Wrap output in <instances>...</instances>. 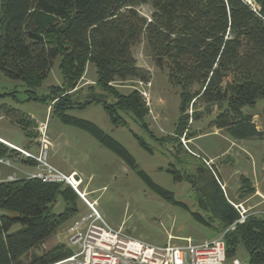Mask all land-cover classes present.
<instances>
[{
  "label": "trees",
  "instance_id": "1",
  "mask_svg": "<svg viewBox=\"0 0 264 264\" xmlns=\"http://www.w3.org/2000/svg\"><path fill=\"white\" fill-rule=\"evenodd\" d=\"M251 1L256 6L248 0H1L0 73L22 82L28 100L52 103L51 111L62 123L80 126L133 166L116 140L67 112L98 104L114 125H126L122 114H131L147 130L149 109L143 95L136 89L123 94L111 86L129 79L150 83L151 73L138 67L131 53L143 38L159 67L166 66L169 81L182 88L178 121L182 122V113L196 97L206 106H218L213 126L232 139L264 140L253 115L244 112L264 100V0ZM141 5L152 8L149 19L138 11ZM83 55L96 68L101 92L76 100L69 92L85 74ZM57 60L63 85L50 88L51 96L38 95L37 89ZM194 85L197 92L191 94ZM9 112L17 113L15 109ZM20 117L18 124L32 139L30 125L35 122L26 121L24 114ZM84 123L88 127L83 128ZM185 126L179 125V134ZM4 159H19L30 167L38 163L0 141V160ZM168 172L179 179L177 172ZM187 180L195 184L192 175ZM242 184L241 197L253 192L247 179L242 178ZM216 187L224 196L218 183ZM58 198L65 202L61 213L54 211ZM78 211L77 194L63 183L30 177L1 181L0 264H54L70 257L72 250L57 243L23 261ZM16 225L19 229L12 232ZM228 227L222 224L220 233ZM224 240L227 260L242 246L249 264H264V216L251 215L228 231Z\"/></svg>",
  "mask_w": 264,
  "mask_h": 264
},
{
  "label": "rangeland",
  "instance_id": "2",
  "mask_svg": "<svg viewBox=\"0 0 264 264\" xmlns=\"http://www.w3.org/2000/svg\"><path fill=\"white\" fill-rule=\"evenodd\" d=\"M248 1L256 6L253 1ZM137 9L142 16L150 18V6L141 5ZM131 53L137 66L151 73L150 83L129 79L113 82L111 86L123 94L136 89L143 95L149 109L147 130L140 127L131 114H122L126 125H114L103 106L98 104L69 110L67 114L80 122L92 124L116 140L132 158L133 166L127 164L123 156L112 152L92 135L79 129L80 126L62 123L51 111L52 103L49 105L28 100L29 94L22 82L8 79L0 73V114H3L0 134L16 144H28L30 149L27 152L37 162L42 160L67 175L76 171V178L80 180L77 188L79 193L74 190L78 196V214L53 237L32 250L23 259L24 262L57 243H64L70 248L68 229L89 212L86 201L93 204L109 226L151 245H183L188 239L195 243L215 239L220 235L222 224L201 208L199 197L202 193L187 177L196 174L199 167H208L206 163L210 160L207 156L215 155L216 150L226 152L227 149H233L229 152L239 156L240 166L236 165V161H231V155L225 153L213 160L212 169L218 173L222 184L221 173L230 177L229 184L224 185V188L227 190L226 195L234 200L232 190L237 189L241 174L232 173L237 170L251 172L252 162L259 164L261 172V166L264 165V140L256 138L238 144L225 131L213 126L219 114L218 106H206L199 100L195 101L196 97L182 113V122L178 121L182 88L169 81L166 66L159 67L143 38L132 47ZM81 59L85 60V74L75 89L69 92L76 100L101 92L96 84V68L87 62V56L83 55ZM59 65L60 61L57 60L47 80L37 89L38 95L51 96L50 88L63 85ZM197 88L196 85L192 86L191 94L197 92ZM12 108L23 112L27 116L26 121L35 122L30 125L34 135L32 140L25 135L22 127L12 121L14 118H3L21 119L20 113L13 115L9 112ZM244 112L252 114L257 128L264 131V100H259L255 108H245ZM182 123H186V126L183 133L179 134V125ZM85 127L88 125L85 124ZM236 145L241 146L238 148ZM42 167L40 162L33 169L19 162V159L0 160V179L30 177L32 171L36 169L34 174L38 173ZM7 169L11 170L12 178H8ZM169 169L177 172L179 179L176 180L168 172ZM23 170L29 174L22 173ZM64 207L65 202L58 198L54 211L61 213ZM198 217L211 225H203L204 221ZM18 229L16 225L11 231ZM234 259H238L241 264H249V254L242 246L235 257L225 264H232Z\"/></svg>",
  "mask_w": 264,
  "mask_h": 264
},
{
  "label": "built area",
  "instance_id": "3",
  "mask_svg": "<svg viewBox=\"0 0 264 264\" xmlns=\"http://www.w3.org/2000/svg\"><path fill=\"white\" fill-rule=\"evenodd\" d=\"M18 151L36 160L27 151ZM38 162L43 164V167L30 178L39 179L44 183H63L79 193L77 188L80 180L76 178L75 173L67 175L42 160ZM206 165L215 175L218 185L225 191L224 185L219 182L212 169L213 161L210 160ZM86 203L89 212L68 229V245L72 249V255L54 264H225L226 233L245 223L251 215L257 214L250 213V209L243 203L232 204L239 214V219L217 238L199 243L188 239L183 245L155 246L109 226L93 204L87 201ZM232 264L241 263L234 259Z\"/></svg>",
  "mask_w": 264,
  "mask_h": 264
},
{
  "label": "crops",
  "instance_id": "4",
  "mask_svg": "<svg viewBox=\"0 0 264 264\" xmlns=\"http://www.w3.org/2000/svg\"><path fill=\"white\" fill-rule=\"evenodd\" d=\"M12 109H15L17 111V113H20L19 114L20 116H22L24 114L19 109H16V108H12ZM2 115L3 114H0V122H1V119H2ZM3 118L4 119H11V120L14 118L12 121L15 122L18 126H20L18 124V120L19 119H16L15 117H12V118L9 117L8 118V117H4L3 116ZM0 141L4 142L6 145H8V146H10V147H12V148H14L16 150H23V151L25 150V151H27V150L30 149V147H29L28 144H25V145L16 144V143L12 142L10 139H7L6 137H4L1 134H0ZM235 142H237L238 144H241L242 145V143L244 141H235ZM232 144L234 146V143H232ZM240 146H237V147L240 148ZM231 150H233V149H229V150L227 149L226 152H222V151L216 150V154L215 155H213V156L212 155L211 156H207V158H209V160H212L213 161V160H217L218 158H220L221 156H223L225 153H228L229 155L232 156L230 158L231 161H233V162L236 161V165H238L240 163V161L238 162L239 156L237 157L234 154L230 153L229 151H231ZM236 155H239V154L237 153ZM240 164H239V166H240ZM25 166H27V165H25ZM27 167H30V166H27ZM251 167L253 169L251 172H249V171L247 172L246 170L243 171V172L241 170H237V171H235V172L232 173L233 175L241 174L240 175V182L238 183L237 189L232 190V191H234L233 192V198H234V200H231L226 195L227 194L226 193L227 190L224 191V194H225L224 196L226 197V199L231 204L243 203L246 207H248L250 209V212H254V213L260 214L261 216H264V165L261 166L262 167L261 168V172H263V173H261L259 171V164L252 162ZM31 168L34 169L35 167H31ZM35 170L32 171V173L30 175L34 174ZM10 171H11L10 169H7V172L6 173H8L10 175ZM22 173L29 174V172L28 171L26 172V170L25 171L23 170ZM73 173H75L77 175V172L76 171H72L69 174H73ZM216 174H217V178L219 179L218 173H216ZM221 175L223 176L222 177L223 178V185L227 186V184H229V182H230L229 181L230 177L227 178V177H225L226 175L225 174L223 175L222 173H221ZM22 177H19V178H22ZM8 178H12V176L10 175V176H8ZM242 178H245V179H247L249 181V186L253 190V192L250 193V194L244 193L243 197H241V195H240V190H241L242 185H243L242 184ZM15 179H18V178H15ZM11 180H13V179H11ZM1 181H5V180L4 179H0V182ZM219 181L221 182L220 179H219ZM181 238H186V237H181Z\"/></svg>",
  "mask_w": 264,
  "mask_h": 264
},
{
  "label": "water",
  "instance_id": "5",
  "mask_svg": "<svg viewBox=\"0 0 264 264\" xmlns=\"http://www.w3.org/2000/svg\"><path fill=\"white\" fill-rule=\"evenodd\" d=\"M192 177L193 181L203 190V196L199 199L202 204L201 208L205 212H211L213 216L222 220L224 225L230 226L239 219V214L233 205L218 192L217 180L211 171L199 167Z\"/></svg>",
  "mask_w": 264,
  "mask_h": 264
},
{
  "label": "flooded vegetation",
  "instance_id": "6",
  "mask_svg": "<svg viewBox=\"0 0 264 264\" xmlns=\"http://www.w3.org/2000/svg\"><path fill=\"white\" fill-rule=\"evenodd\" d=\"M195 186H196V187L200 190V192L202 193L201 196H203V190L199 188V186H198V184H197L196 182H195ZM207 213H209V214L212 215L211 212H207ZM217 220L220 222V224H224V222H223L222 220H220V219H218V218H217Z\"/></svg>",
  "mask_w": 264,
  "mask_h": 264
}]
</instances>
